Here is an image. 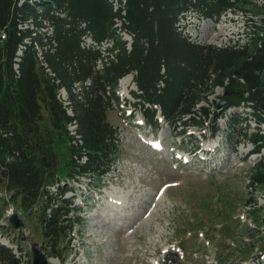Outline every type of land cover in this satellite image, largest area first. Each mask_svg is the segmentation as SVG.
<instances>
[{
    "label": "trees",
    "instance_id": "16d2710c",
    "mask_svg": "<svg viewBox=\"0 0 264 264\" xmlns=\"http://www.w3.org/2000/svg\"><path fill=\"white\" fill-rule=\"evenodd\" d=\"M243 1L118 0L119 8L114 10L109 0H0V36L4 34L0 39V170L5 189L13 200L19 199L20 209L32 211L40 205L39 224L51 250L58 237L81 223L64 196L67 184L56 185L54 191L46 189L57 182L58 156L51 139L43 135L46 117H42V109L48 111L52 129L67 134V123L76 125L80 142L73 145L67 136L69 159L65 165V176L76 181L103 177L116 160L120 137L107 121V112L123 102L115 94L118 79L133 70L136 90L130 94L135 101L124 103L138 109L154 129L160 123L158 117L174 130L181 127L180 135L190 127L203 131L208 119L212 120L211 133L216 132L222 112L217 114L201 102H207L206 96L217 87L225 91L221 98L226 109L247 106L261 125L264 30L242 46L214 47L196 44L178 29L186 12L215 19ZM116 20L132 37L129 49L116 33ZM45 21L52 27L50 34L43 31ZM86 32L97 43L113 40L106 51L116 53L105 57L101 70L95 65L102 53L80 47ZM20 46L24 48L18 56ZM35 46L41 49L46 67ZM85 80L91 81L87 88L82 83ZM76 81L82 87L80 97L72 91ZM61 86L69 95L72 116L55 96ZM248 139L254 152L264 147V135L258 130ZM249 183L264 187V155L253 166ZM51 255L59 259V255ZM0 256L19 264L4 246H0Z\"/></svg>",
    "mask_w": 264,
    "mask_h": 264
},
{
    "label": "rangeland",
    "instance_id": "374dc122",
    "mask_svg": "<svg viewBox=\"0 0 264 264\" xmlns=\"http://www.w3.org/2000/svg\"><path fill=\"white\" fill-rule=\"evenodd\" d=\"M235 9L215 21L187 12L178 29L196 44L242 46L263 33L264 0H245ZM132 74L119 79L116 94L123 102L107 115L120 144L103 177L76 181L65 176L67 134L52 129L42 109V133L58 156L55 184L61 180L70 187L64 196L77 210L80 226L58 237L51 250L39 224L40 205L20 209L0 170V246L10 249L19 264H32L34 247L47 264H264V187L249 183L264 148L252 152L248 137L258 127L252 109H226L225 91L217 87L201 102L222 112L215 136L208 119L203 131L190 127L180 135L181 127L174 130L164 122L154 129L138 109L124 103L135 101ZM259 131L264 133V123ZM10 207L22 228L8 222ZM0 258V264H10Z\"/></svg>",
    "mask_w": 264,
    "mask_h": 264
},
{
    "label": "built area",
    "instance_id": "2783aa9c",
    "mask_svg": "<svg viewBox=\"0 0 264 264\" xmlns=\"http://www.w3.org/2000/svg\"><path fill=\"white\" fill-rule=\"evenodd\" d=\"M110 1V3L112 4V8L115 10V8L117 7V1L116 0H109ZM264 28V27H263ZM43 31L45 32H47V34H50L51 33V27H45L44 29H43ZM3 37H4V35L2 34L1 35V39H3ZM25 42H27V40H25ZM90 42V41H89ZM24 48V46H20L19 47V52L22 50ZM35 49H36V54H37V56H38V58H39V60L40 61H42V54H41V49L38 47V46H35ZM43 50H46V47L45 48H43ZM18 59V58H17ZM16 59V60H17ZM42 65L44 66V67H46L45 66V64L42 62ZM14 69L16 70V72H17V69H16V66L14 65ZM46 71L48 72V74L50 75V76H53V73H51L50 72V70H49V68H46ZM53 82H55L56 84H58L59 82H57L56 80L55 81H53ZM89 83L87 82V83H85V85H88ZM81 89H82V87H81V84L79 83V82H75V84L73 85V93L75 94H77L79 97L81 96V95H79V92L81 91ZM56 96H57V98L59 99V101L60 102H62V105H63V107L65 108V110H67V113L69 114V115H71L72 116V111L70 110V108H69V106H70V101H69V95H67V91H66V89L63 87V86H61L60 88H58V90H57V93H56ZM75 128H76V125L75 124H73V122L72 123H70V126H68V130H69V135H70V137L72 138V143L74 144V145H79V142H80V138H79V135L75 132ZM12 208H10L9 209V213H11L12 211Z\"/></svg>",
    "mask_w": 264,
    "mask_h": 264
},
{
    "label": "water",
    "instance_id": "95a60500",
    "mask_svg": "<svg viewBox=\"0 0 264 264\" xmlns=\"http://www.w3.org/2000/svg\"><path fill=\"white\" fill-rule=\"evenodd\" d=\"M222 104H223V102H220V105H222ZM8 222L15 229H19V228L23 227L21 220L18 218L16 213H14L8 217ZM32 253H33L32 264H45L44 255L39 250L32 249Z\"/></svg>",
    "mask_w": 264,
    "mask_h": 264
},
{
    "label": "bare ground",
    "instance_id": "6f19581e",
    "mask_svg": "<svg viewBox=\"0 0 264 264\" xmlns=\"http://www.w3.org/2000/svg\"><path fill=\"white\" fill-rule=\"evenodd\" d=\"M120 82H121V81H120ZM33 249H36V248L34 247ZM45 260H46V259H45ZM118 260H120V258H119ZM45 264H47V262H45Z\"/></svg>",
    "mask_w": 264,
    "mask_h": 264
}]
</instances>
